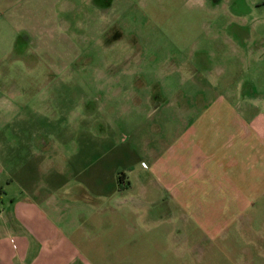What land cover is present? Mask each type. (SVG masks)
Returning <instances> with one entry per match:
<instances>
[{
	"label": "crops",
	"instance_id": "0c3cea01",
	"mask_svg": "<svg viewBox=\"0 0 264 264\" xmlns=\"http://www.w3.org/2000/svg\"><path fill=\"white\" fill-rule=\"evenodd\" d=\"M72 6L73 0H0V264H141V246L160 244L155 230L153 239L142 240L134 225L157 217L156 178L139 175L136 191L130 174L106 159L113 152L119 159L132 146L114 138H101L110 146H92L102 132L92 127L93 93L110 133L113 127L132 139L139 121L131 117L149 115L150 92L126 91L134 84L124 81L114 86V80L62 78L83 54ZM250 106L239 113L219 107L200 113L203 166L223 174L220 182L234 191L217 206L234 216L254 208L253 196H264V110L253 116ZM238 130L245 144L239 161ZM253 136L263 158L255 176ZM155 167L153 162L151 175ZM110 169L108 190L103 183Z\"/></svg>",
	"mask_w": 264,
	"mask_h": 264
},
{
	"label": "rangeland",
	"instance_id": "374dc122",
	"mask_svg": "<svg viewBox=\"0 0 264 264\" xmlns=\"http://www.w3.org/2000/svg\"><path fill=\"white\" fill-rule=\"evenodd\" d=\"M72 11L84 37L83 54L75 71L62 78L114 80V86L124 81L134 84L126 91L150 92L152 111L131 117L139 121L131 139L113 127L110 133L93 93L99 88L87 89L93 93V131H102L93 137L94 150L112 144L101 138L120 139L132 150L106 159L130 174L131 188L138 191L137 177L144 172L156 178L157 217L134 225L142 240L153 239L155 230L160 244L141 246V264H264V196H253L254 208L235 216L217 207L235 194L200 155L201 112L219 107L239 113L246 104L253 116L264 110V0H73ZM242 140L236 142L238 161ZM252 146L255 176L263 158L254 136ZM80 156L85 159V152ZM111 175L110 169L103 183L108 190Z\"/></svg>",
	"mask_w": 264,
	"mask_h": 264
}]
</instances>
